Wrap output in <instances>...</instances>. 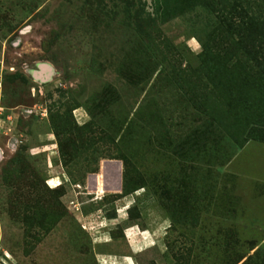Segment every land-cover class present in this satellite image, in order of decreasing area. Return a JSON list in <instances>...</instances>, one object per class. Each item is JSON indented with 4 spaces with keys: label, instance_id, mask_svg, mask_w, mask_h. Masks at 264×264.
<instances>
[{
    "label": "rangeland",
    "instance_id": "obj_1",
    "mask_svg": "<svg viewBox=\"0 0 264 264\" xmlns=\"http://www.w3.org/2000/svg\"><path fill=\"white\" fill-rule=\"evenodd\" d=\"M236 1L0 0V264H264V0Z\"/></svg>",
    "mask_w": 264,
    "mask_h": 264
},
{
    "label": "trees",
    "instance_id": "obj_2",
    "mask_svg": "<svg viewBox=\"0 0 264 264\" xmlns=\"http://www.w3.org/2000/svg\"><path fill=\"white\" fill-rule=\"evenodd\" d=\"M245 1L248 2V0H245ZM236 4L241 5L242 7H244V5L240 2V0H237V1H236ZM243 13H244V17H245V15H247V11L245 10V8H244Z\"/></svg>",
    "mask_w": 264,
    "mask_h": 264
},
{
    "label": "water",
    "instance_id": "obj_3",
    "mask_svg": "<svg viewBox=\"0 0 264 264\" xmlns=\"http://www.w3.org/2000/svg\"><path fill=\"white\" fill-rule=\"evenodd\" d=\"M42 69H44V70H43V71H44V75H45L46 73H47V74L49 73V69H48V67L43 66ZM47 74H46V75H47ZM47 76H48V75H47ZM46 78H47V77H46Z\"/></svg>",
    "mask_w": 264,
    "mask_h": 264
},
{
    "label": "crops",
    "instance_id": "obj_4",
    "mask_svg": "<svg viewBox=\"0 0 264 264\" xmlns=\"http://www.w3.org/2000/svg\"><path fill=\"white\" fill-rule=\"evenodd\" d=\"M135 236H137V239H139L140 237L138 236L137 232H134ZM143 240V239H142Z\"/></svg>",
    "mask_w": 264,
    "mask_h": 264
}]
</instances>
